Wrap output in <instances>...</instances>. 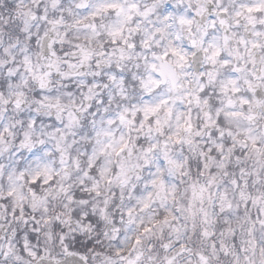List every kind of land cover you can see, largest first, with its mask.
Listing matches in <instances>:
<instances>
[{"label":"snow or ice","instance_id":"snow-or-ice-1","mask_svg":"<svg viewBox=\"0 0 264 264\" xmlns=\"http://www.w3.org/2000/svg\"><path fill=\"white\" fill-rule=\"evenodd\" d=\"M0 264H264V0H2Z\"/></svg>","mask_w":264,"mask_h":264},{"label":"clouds","instance_id":"clouds-1","mask_svg":"<svg viewBox=\"0 0 264 264\" xmlns=\"http://www.w3.org/2000/svg\"><path fill=\"white\" fill-rule=\"evenodd\" d=\"M0 3H2V0H0Z\"/></svg>","mask_w":264,"mask_h":264}]
</instances>
